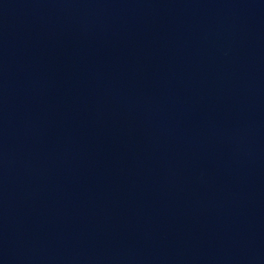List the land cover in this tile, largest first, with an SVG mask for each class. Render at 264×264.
Here are the masks:
<instances>
[{"label":"water","instance_id":"obj_1","mask_svg":"<svg viewBox=\"0 0 264 264\" xmlns=\"http://www.w3.org/2000/svg\"><path fill=\"white\" fill-rule=\"evenodd\" d=\"M0 264H264V0H0Z\"/></svg>","mask_w":264,"mask_h":264}]
</instances>
